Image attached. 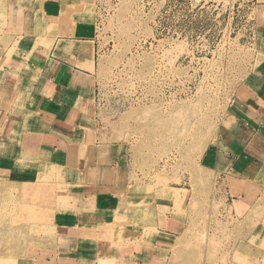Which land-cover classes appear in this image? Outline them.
Masks as SVG:
<instances>
[{"label":"rangeland","instance_id":"obj_1","mask_svg":"<svg viewBox=\"0 0 264 264\" xmlns=\"http://www.w3.org/2000/svg\"><path fill=\"white\" fill-rule=\"evenodd\" d=\"M260 1H86L97 40L90 142L119 149L122 178L109 191L126 195L113 214L137 229L140 239L131 241L149 243L131 246L132 255L120 230L102 227L98 237L109 239L102 242L128 245L110 252L124 262L104 264H264V192L211 159L233 128L237 90L254 87L264 72ZM27 169L46 175L28 184L34 191L14 179L0 186L5 229L14 224L6 231L17 233L0 241V264H39L52 254L54 237L40 227L53 221L64 171ZM160 216L174 221L170 235L153 234Z\"/></svg>","mask_w":264,"mask_h":264},{"label":"crops","instance_id":"obj_2","mask_svg":"<svg viewBox=\"0 0 264 264\" xmlns=\"http://www.w3.org/2000/svg\"><path fill=\"white\" fill-rule=\"evenodd\" d=\"M86 1L0 0V186L14 179L26 183L25 190L34 191L28 184L46 175L38 169L30 172L27 166L64 171L62 192L52 197L53 221L40 227L54 237L53 260L47 256L39 264L124 262L110 255L114 247L122 250L129 245L135 255L131 246L149 245L131 241L140 239L137 229L125 227L113 214L116 203L126 195L110 192L122 178L119 149L90 142L97 40L94 21L84 14ZM259 3L264 7V0ZM258 79L254 87L243 85L237 90L233 128L212 147L211 159L215 169L235 180L255 182L261 193L264 72ZM28 210V218L33 219ZM169 221L174 226L169 217L156 219L153 234L170 235ZM109 226L120 230L119 239L131 242L121 246L102 242L109 239L98 237L100 228ZM3 235L0 228L1 242L7 239ZM116 235L113 231L114 242L119 240ZM15 264H38V260L16 259Z\"/></svg>","mask_w":264,"mask_h":264},{"label":"bare ground","instance_id":"obj_3","mask_svg":"<svg viewBox=\"0 0 264 264\" xmlns=\"http://www.w3.org/2000/svg\"><path fill=\"white\" fill-rule=\"evenodd\" d=\"M34 179H36V178H34ZM32 210H34V209H31V210H28V211H32ZM7 217L0 211V228H1V230L5 233V235H6V238L7 239H9L10 238V235H9V233L4 229L5 228V222L7 221ZM12 221V220H11ZM12 222H18V221H12ZM12 232V234H13V236H15V239H16V237H17V233H16V231H11Z\"/></svg>","mask_w":264,"mask_h":264}]
</instances>
